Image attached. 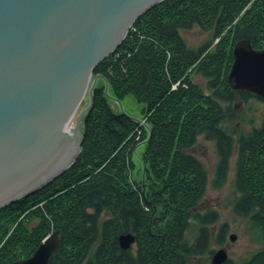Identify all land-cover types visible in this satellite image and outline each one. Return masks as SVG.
<instances>
[{
  "label": "trees",
  "instance_id": "obj_1",
  "mask_svg": "<svg viewBox=\"0 0 264 264\" xmlns=\"http://www.w3.org/2000/svg\"><path fill=\"white\" fill-rule=\"evenodd\" d=\"M194 28L210 33L197 48L181 36ZM240 40L264 50V0H165L141 15L93 70L77 160L49 186L0 210V264L30 257L55 230L61 248L50 264H188L211 239L221 246L226 225L212 236L217 212H198L207 185L191 152L198 138L215 145L214 187L236 154L233 211L249 218L262 244L249 260L224 264H264V116L247 133L234 125L239 103L264 99L227 83ZM130 95L143 103L139 120L118 107ZM139 145L141 176L133 179ZM191 220L196 228L187 236ZM126 233L135 242L121 250L118 236Z\"/></svg>",
  "mask_w": 264,
  "mask_h": 264
},
{
  "label": "water",
  "instance_id": "obj_2",
  "mask_svg": "<svg viewBox=\"0 0 264 264\" xmlns=\"http://www.w3.org/2000/svg\"><path fill=\"white\" fill-rule=\"evenodd\" d=\"M163 1L0 0V210L49 186L77 160L80 120L97 82L95 76L90 85L94 68ZM232 53L231 90L264 99V50L240 40ZM87 90L89 106L69 135L66 124ZM134 242L131 233L118 236L121 250ZM60 248L55 230L30 257L11 264H50ZM227 260L224 248L211 255V264Z\"/></svg>",
  "mask_w": 264,
  "mask_h": 264
},
{
  "label": "rangeland",
  "instance_id": "obj_3",
  "mask_svg": "<svg viewBox=\"0 0 264 264\" xmlns=\"http://www.w3.org/2000/svg\"><path fill=\"white\" fill-rule=\"evenodd\" d=\"M181 36L183 37L187 46L191 48H197L207 39H209L210 33L204 32L198 28H194L190 31H181ZM94 77L92 76L90 85ZM193 79L200 85L204 86L205 81H203L200 77L194 76ZM89 103L90 97L87 90L73 115V126H75L77 118L81 112L89 106ZM118 107L122 109L123 112L130 114L131 117L136 120H139L142 117L141 112L143 103H138L131 95L126 97L122 103L118 104ZM263 116L264 102L257 98H250L243 104L239 103L237 108V119L234 122V125L236 124L239 133H247L254 127L258 128L260 126ZM83 117L80 120L81 126ZM142 150V145H139L136 148V154H134L133 157L135 166L134 170L132 171L133 179H140L141 176L140 170L142 169V166L137 153L140 154ZM191 152L202 162L204 168L207 171L206 191L201 204L198 206V212L203 213L207 210L217 212V222L210 228V231L213 233L212 236L217 233L219 227L223 224L226 225L227 230L223 244L221 246L217 245L215 239H211L206 253L190 260L188 264H211V256L209 252H215L221 248L226 250L228 259L232 260L234 263H241L249 260L255 252L261 249L262 244L258 240V231L252 230L249 218L241 217L235 214L233 211L234 201L238 196L234 189L236 154L234 153L229 161V170L225 181L221 184V186L214 187L213 180L218 162L214 143L205 141L202 138H198L197 144L191 149ZM191 223L192 230L190 233L186 234L187 236H191V234L195 232V223L192 220ZM35 224L36 221L32 220L30 227L34 226ZM231 234L236 236L234 241H230L229 239Z\"/></svg>",
  "mask_w": 264,
  "mask_h": 264
},
{
  "label": "bare ground",
  "instance_id": "obj_4",
  "mask_svg": "<svg viewBox=\"0 0 264 264\" xmlns=\"http://www.w3.org/2000/svg\"><path fill=\"white\" fill-rule=\"evenodd\" d=\"M72 120H73V116L66 124L67 134H69V135H71L73 133V130H74V126L72 124Z\"/></svg>",
  "mask_w": 264,
  "mask_h": 264
},
{
  "label": "flooded vegetation",
  "instance_id": "obj_5",
  "mask_svg": "<svg viewBox=\"0 0 264 264\" xmlns=\"http://www.w3.org/2000/svg\"><path fill=\"white\" fill-rule=\"evenodd\" d=\"M263 195H264V193H263ZM262 198H263V196H262ZM262 206H263V208H264V203H263V201H262ZM252 257V256H251Z\"/></svg>",
  "mask_w": 264,
  "mask_h": 264
}]
</instances>
